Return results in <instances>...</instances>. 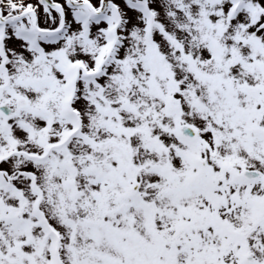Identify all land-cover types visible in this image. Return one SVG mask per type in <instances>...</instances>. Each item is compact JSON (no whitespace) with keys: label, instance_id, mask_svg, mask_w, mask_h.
Wrapping results in <instances>:
<instances>
[{"label":"snow or ice","instance_id":"snow-or-ice-1","mask_svg":"<svg viewBox=\"0 0 264 264\" xmlns=\"http://www.w3.org/2000/svg\"><path fill=\"white\" fill-rule=\"evenodd\" d=\"M0 264H264V0H0Z\"/></svg>","mask_w":264,"mask_h":264}]
</instances>
